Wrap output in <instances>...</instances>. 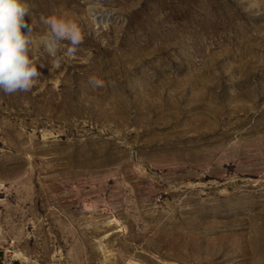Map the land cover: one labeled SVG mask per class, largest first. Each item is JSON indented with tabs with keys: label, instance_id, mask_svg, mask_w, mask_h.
<instances>
[{
	"label": "rangeland",
	"instance_id": "374dc122",
	"mask_svg": "<svg viewBox=\"0 0 264 264\" xmlns=\"http://www.w3.org/2000/svg\"><path fill=\"white\" fill-rule=\"evenodd\" d=\"M27 2L41 76L0 91V264H264V0ZM52 15L84 36L59 69Z\"/></svg>",
	"mask_w": 264,
	"mask_h": 264
},
{
	"label": "clouds",
	"instance_id": "9594fccd",
	"mask_svg": "<svg viewBox=\"0 0 264 264\" xmlns=\"http://www.w3.org/2000/svg\"><path fill=\"white\" fill-rule=\"evenodd\" d=\"M25 16L31 17L27 0H0V91L5 95L30 92L41 76L33 54V28L25 21ZM41 21L48 27L49 34L40 46L43 54L52 58V66L59 69L63 55H75L83 43L82 30L76 22L55 15L41 16ZM63 41L68 42L66 51L62 49ZM88 82L93 87L104 86L103 81L95 77H89Z\"/></svg>",
	"mask_w": 264,
	"mask_h": 264
}]
</instances>
